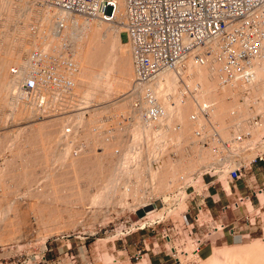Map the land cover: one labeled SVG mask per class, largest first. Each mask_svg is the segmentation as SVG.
I'll return each mask as SVG.
<instances>
[{
  "label": "rangeland",
  "instance_id": "obj_1",
  "mask_svg": "<svg viewBox=\"0 0 264 264\" xmlns=\"http://www.w3.org/2000/svg\"><path fill=\"white\" fill-rule=\"evenodd\" d=\"M32 2L33 3H31V5L28 3V6H27L28 8H25V9H27L25 11V13L26 14L28 13V15H25L26 18L24 17V20L27 19V22H28L26 24L24 23L25 26H27L25 28L26 29L25 30L26 36H29L31 34V32L34 30V27H32L33 22H34V20L32 19V18H34V16H33L34 15V9H35V7L37 8L40 6L39 0H34V1L32 0ZM28 9H30V12ZM84 18H86V17H84ZM30 20H32V21H30ZM63 20L64 19H59V22L60 21L62 22ZM47 22H50L52 24L57 23L58 19L57 18L52 19V22L46 21V23ZM62 24H65V21ZM52 26L54 28L53 30L55 31L56 25H52ZM62 32H63V29H62ZM44 34H43L44 37H41L39 40V43H38V44H40L41 43L40 41H42V43L40 45L41 47H39V45L37 46V45L33 44L37 48L39 47V48L43 49L44 47H46L44 49L51 51L54 47H56L58 45V43L61 45V42H63V40L65 41V39H63V36H62L63 33H61V31H60V36H62V37H56L55 36L56 38L54 37V39L51 36L52 34L45 33V32H44ZM47 34H48V36H47ZM78 35H79L78 31H76L74 36H73L74 38L69 39L65 42L68 45V47L70 48V51H71L70 55L72 58L73 65L75 67V70L71 71L69 73V75H71L73 80H71L70 85L66 88H55L53 86H51V88L49 87V89H51V91L52 90L57 91L58 97L55 98V97L51 96L50 100L48 99L49 102H48V100H45L46 103L45 102L44 103L43 102L38 103L39 105H38L37 111L35 110V112L31 115V117H29L27 119L21 118L20 120H17L16 122H14L12 120L13 118H12L11 113H13L18 108L20 111V108L23 105L22 102L16 103V100L17 101L22 100L21 98L18 97L19 95L21 96V94H18L16 88H13V90H12L11 86H9V87L7 85L4 86V87L7 86L8 88H11V89L7 90L8 88L7 87H6L7 89L5 88L6 93L8 94L7 95L6 93H4V94H6V98H3L5 100V102L2 100V104L5 106H3L2 104L0 105V172H1L0 173V194H1L0 198L2 199L0 201V203H1V205H0V210H1L0 211V264H62V261L59 259L61 256H68L70 258H75V257L83 258L86 263L89 260L90 264H123L122 256L118 255L119 251L118 250L116 251V249H114L113 243L120 241V239L122 237H124L128 234H138L141 232H146L144 229H138V230L131 231L128 234H123L125 232L124 230L126 229V227H128L130 225V222L134 221L135 219H137V220L140 219L135 214V210L140 206H146L147 204L153 203L155 201H159L160 203H162V205L160 204V206L163 207V202H164V206L166 208H165L163 214L160 215L158 218L157 217L155 219L154 218H152V219L148 218L146 220V222L149 220L148 221V223H149L150 220H153V219L157 220L163 216L162 218L164 220L161 221L157 225L158 228H160L164 222H168L171 220H177V219L179 220L181 218L186 217L187 215L184 213L185 208L190 206V204H193V202H194L193 201L194 198H190V196L188 195V194L192 195L191 186L189 185L186 188V190H185L186 192L179 191L178 194H174V192L169 193V191L172 190L171 185L173 183H176L175 181H177V179H176L177 175L182 173L184 170H185L184 171L185 174L187 173V174H189V176L192 175V179H194V177H197V180H200V176H199L198 172L201 171L202 168H199L198 166H204V165L207 166L208 164H210L211 160H213V162L215 161L214 158L216 156L214 155L215 157H213L210 155V154H212L211 153L212 151H209V149H202V148H200V146L198 147V145L196 144V141H195V136L193 134L190 136L185 135L186 131H184V130L190 128V126H188L187 122L184 120L185 115H186L185 111L187 112V110H185V109H188L187 107H190L186 104L185 105L182 104L183 105L182 108L185 110L184 111L183 109H181L184 112V113L182 112L183 114L180 111H179L180 114H177L176 112H174L176 109L173 111L172 114H168L165 111L166 114L169 115V117L167 118L166 117L167 115L165 114L162 121H159L160 125L156 124L157 127L148 125V126L144 127L145 129H143L144 130L143 132H145V133H142L140 130L138 135L133 136V131L131 132L130 130H127L125 125L123 124V123L126 124V121L128 123V122H131L132 120L127 117L128 120H124V122H123V119L120 120L119 118L114 117L118 114L117 113L118 110L113 109L115 105L110 106L113 103V101H112L113 98H111L112 96L108 98V95L113 94V96L115 98V96H117V95L116 94L114 95V93L112 92L113 90H115V88L113 87V90H111L110 93H108L109 91L104 92L105 90H107L104 88L108 87L109 83L112 84L114 77H115V79H117L116 77L118 75L117 74H116L117 76L114 75L113 72L118 71L117 69H118V66L120 64L115 65V66H117V68H115V66H114V63H116V62L119 63L118 59L116 61L114 60L115 62H113V66H111L112 64L111 63L108 64V62L110 60L106 56H104V55L102 56V54H100V53L98 54V56L97 55L94 56L95 54H94V51H92L93 49L92 50L90 49V51H92V52L88 51V53L89 54L91 53V55H93V60H92L93 62H89V63L87 62L85 64H80V62L77 63V61H80V58H81L80 54L78 53L79 49L77 50V48H78V44H80L79 42L81 41L80 38L83 39L82 38L83 35H82V37H81V34L79 36ZM45 36H47L46 38H48L49 41L47 39H46V41H44ZM120 36H121L122 41L125 40L124 33L121 31H120ZM26 38H24L23 41L25 43H27V46H26L27 48H24V50L21 48L20 50L15 51V54L13 56V57H15L14 58L15 60L18 59L17 62H19V63H17L16 61H15V63L12 62V64L9 67V68H12L13 66H15L16 67L15 71L17 70V67L22 69L21 65H24L23 67L26 66L25 63L23 64V62L26 60V56H27L28 51L30 49H32L33 45L31 44V40H32L31 37H26ZM41 39H43V40H41ZM52 39H53V41H52ZM23 41H22V43H24ZM44 42H46V43H44ZM49 42H50V45H49ZM45 44L47 46H45ZM48 45H49V47H48ZM51 45H53L54 47L52 48ZM33 48H35V47L33 46ZM18 52H20V53H18ZM76 57H78V58H76ZM106 58H107V60H106ZM94 59L96 60L95 62H94ZM105 60H106L107 65L104 64ZM100 62H102L103 64H101ZM103 65H106L107 67L103 66ZM101 68H103V69H101ZM104 68L106 70H104ZM113 69H115L117 71H114ZM103 70H104V72L109 71L108 72L109 74H106L107 72H105V75H108V76L110 75L109 76L110 78L108 76H107V78L103 77V76H105L104 72H102ZM15 71L9 72L10 76L8 79H12L11 80L12 82H13V78L15 76L14 75ZM86 71H88V75L86 74ZM73 72H75V73L76 72H81V73L83 72L82 74L81 73L80 74L83 76L87 75L88 77H82V76L77 77L78 74L76 73V75H75V73H73ZM100 72H102V73H100ZM98 74L99 75L102 74L103 79L100 77L101 79L98 80L96 78L97 77L96 75H98ZM73 75H74L75 79H74ZM90 76H91V78H89ZM86 78L89 79V82ZM95 80L98 82H95ZM11 81L10 82L7 81L6 83L11 84ZM114 81L116 82V80H114ZM114 81H113V84H115ZM73 82H75V83H73ZM92 82L95 85L98 84L99 90H98V88H96L98 90L96 92H99V93H98V95H97V93H95L96 95L91 93L92 95H90V96L87 94L86 98L89 99V97H90V99H92L94 97L93 100L97 99V101L99 100V102L95 103L94 101H87V103L86 102H80L81 104L77 103V104H74V106L73 105L72 106H66V104L68 103L67 100L70 97L69 92L72 90H79V89L84 90L85 87H88V88H86L85 91L90 93V90H91V92L94 93L95 89H94V86H92V85H94ZM117 83H118V81H117ZM117 83H116V86L113 84H112V86L117 87ZM102 84H104V85L106 84L107 86L106 85L104 86ZM228 87L229 86H227V88ZM236 87H238V88L235 90L238 92H235L234 89H229L230 87L228 89L225 88V86L223 87L224 90L225 89L228 90V91L226 90V92H228L227 95L230 93V96H231V97H228L229 99H226L227 102L229 101L228 104H230V105L227 104L228 108L226 107L227 112L230 109V111L227 113L229 115L225 114V116H227L226 117L227 119L225 118L227 125L230 124L232 126L231 127L229 125L230 127H228L229 135L232 132H234L233 131L235 129V126H233L234 124L240 125L242 123L243 126L246 127L245 123L247 120H245L244 118L245 117L247 118V116H248L247 114L250 113V105L253 103L252 102L250 104V102H251L250 100L254 98V97L250 98L249 96H251V95H247L243 99L242 103L241 102L239 103L236 100L233 101L235 99L234 96L238 95V93H240V90H241V86H236ZM216 88H218V87H216ZM260 88L263 89L264 87H260ZM14 89H16L15 93L13 92V91H15ZM118 89L120 90V88H118ZM118 89L116 88V91ZM121 89L122 90L123 89H126V90L129 89V93L131 94L130 90H132V86L131 87L128 86V88L122 87ZM177 89H178V87L175 90H171V91H173V94L171 91H167V95H169V96L172 95L171 99H173V97L177 96V95L173 96ZM219 89L221 91L222 87H219L217 89L216 93L220 95L221 92L224 90H222L220 92ZM253 89L254 88H252V90ZM5 90H3V91L5 92ZM87 90H89V91H87ZM201 90H202V88H201ZM229 90H231V92L234 91L232 93L234 95L233 97H232V94ZM9 91H10V94H9ZM51 91H50V93H51ZM56 91H52V92H56ZM100 91L101 92L103 91V93H101ZM254 91L257 92L258 95L256 94L255 97L259 101L256 102L257 104L254 102L255 104H253V105H257V106H254L256 110L258 108L260 109L263 107V109H260V110L258 109V110L261 111L262 115L264 116V111H263L264 105H263V101L260 100V99L264 100V95H263V98H261L262 95L259 93V90L255 89ZM100 93L103 95L106 94L107 97L105 98V96H103V95H101V97H100L99 96ZM107 93H108V95H107ZM132 94H133V91H132ZM219 95H218V97H220ZM133 96H134V94H133ZM259 96H261V97H259ZM246 98L250 102H248ZM249 98H250V100H249ZM52 99L54 100V102H52ZM105 100H107V101L104 103ZM100 101H101V103H100ZM230 101H232V103H234V104L230 103ZM244 101H245V104H244ZM12 102H13V104H12ZM235 102H236V105H235ZM10 103H11V105H10ZM129 103L130 102H128L126 104H129ZM225 103H226V101H225ZM246 103H248V104H246ZM104 104L107 105V107L109 104V107L107 108L106 106H104ZM260 104H261V106L262 105L263 106L260 107ZM78 105H80V106H78ZM65 106H66V108H65ZM103 106H104V108H102ZM229 106H231L232 108H229ZM237 106H241V107L237 108ZM15 107H16V109H15ZM235 107L237 108V110L234 109ZM245 107H246V109H245ZM256 107H258V108H256ZM8 108H10V109H8ZM239 108H241V109H239ZM104 109L110 110V111H108L106 113V111ZM238 110L241 112H239ZM242 110L245 111L246 114ZM102 111H103V113H102ZM236 111H238L239 113H237ZM79 112H81V113H79ZM115 113H117V114H115ZM240 113H242V114L240 115ZM243 113H244V115H243ZM90 114H92V115L90 116ZM126 114L127 113L125 112L124 115L126 116ZM176 114L180 115L181 117H178L176 119V117H177ZM231 114H233L234 116L236 115L235 117L237 118V121H236V118H234V116ZM171 115H173L172 117L174 119L170 117ZM19 116H21V113ZM63 116H64V118H62ZM228 116H229V118H228ZM239 116H241V118L244 117V118H242V121L244 120L245 122L244 121L242 122L241 118H239ZM110 117H112L113 119L111 118L112 119L111 120ZM61 118H62V120H61ZM106 118H108V121H106L107 120ZM120 118H122V116ZM238 118H239V120H238ZM88 120H90V126H92L90 128H87ZM129 120H131V121H129ZM109 121H114V123L110 122L112 124H110L109 126L108 125L104 126L105 123L102 124L103 122H109ZM120 121H122V122H120ZM170 121H171V123H170ZM92 123H93V125H92ZM175 123H179V126L173 127L171 125V124L174 125ZM182 123H184V124H182ZM128 124H126V125L128 126ZM167 124H169L168 127L170 126L169 127L170 129L167 127ZM35 126H39L38 128L42 131V132L40 131V134L37 130V127L35 128ZM240 126H242V125H240ZM149 127H151V128L149 129ZM158 127H159V129H158ZM165 127H167V128L165 129ZM237 127L238 126H236L235 131L237 130ZM232 128H234V129H232ZM238 128H241V127H238ZM123 129H125V130H123ZM88 130H89V132H87ZM93 130H95V132ZM164 130L166 133L162 132ZM172 130H174V131L172 132ZM92 131L94 132V134H96L95 135V136H97L96 138L100 139V140L98 139L97 144H98V148L103 149V151H104L103 155L105 156L106 153L108 152L107 155L111 158V159H109V157H108V159L110 161L109 160H107V161L109 163H111V162L115 163L117 161L118 157L121 156L122 152L124 151V149L126 147V151H128V152H126V151L123 152L124 154H122V155H124L123 156L124 158H122L120 160V162L123 164H126V159L128 160L127 166L124 165L126 168L128 167L127 169L124 167V169H126V172H124L125 170H123V171L118 170L119 173L116 172L117 168H114V170H113V165H112V167H111V165H108L109 168L110 167L112 168V170H111V168L109 169L107 166V168L109 170H106V171H109L110 173H112V171H115V172H113V173H115V174H113L115 176H113L109 172L105 171V169H107L105 165L103 167L104 172L102 173V170H100L102 174L100 173L99 170L97 171L96 165H91V166L89 165L87 167L88 173L81 172L79 169L72 168L71 166L66 164V162H63L65 160V158H63L64 159L63 160L62 156H60V153H59L60 150L56 151V153H55V149L57 150V148H59V146H60V148L61 147L63 148V146H61V144L63 142L60 141L61 140L60 136L66 135L68 137H66V136H63V137L65 139H67L66 143H68L69 145L72 146V154H74L73 156L77 155L76 157H79L78 156L79 153H80L79 155H81V156L86 154V153H84V151L92 146V145H89V144H91L90 143L91 138L89 136H91L93 134ZM202 131L205 132L206 128H204ZM64 132H65V134H63ZM86 132L88 135H85ZM180 132H181V134L183 133L182 134L183 136L180 134ZM42 133H44V134L41 135ZM68 133H69V135H68ZM141 133H142V136H140ZM159 133H161V134H159ZM172 133H173V135H172ZM61 134H63V135H61ZM83 134L85 135V137ZM177 134H178V136H177ZM39 135H41V136H45V135L51 136L52 135V137H53V135H55V137L50 142H48V141L47 142H48V144H50L52 146V144L56 141V139H57V141L60 139L59 140L60 142L56 141L57 144H59L58 147H56V145L52 146L53 147L52 149H51V147H49L51 149V153H50L49 152L50 149L48 148L49 151L47 149V147L49 145L44 144L45 146L48 145L45 148L46 149L45 150L44 149L45 146L43 145V143H47V142L45 140H44V142H43V140L40 141ZM166 135H167V137H166ZM37 136H39V137L37 138ZM105 136L106 137L108 136L109 139L106 138ZM56 137H58L59 139ZM114 137H116L115 138L116 140L114 139ZM177 137H180V138H177ZM101 139H102V141H101ZM103 139H105L106 142ZM179 139H182V140H179ZM183 140H184V142H183ZM52 141H54V142H52ZM134 141H135V144H133ZM41 143L43 146L41 145ZM138 143L140 145H138ZM105 144H106V146H105ZM122 144L124 147L122 146ZM172 145L174 146V148L178 152V153L175 152L174 156L171 153H169V150L167 151L168 153L165 150V149H168L169 146H172ZM129 146L132 147L134 150L132 148L130 149ZM40 148L44 149V150H41ZM179 148H181L182 150ZM195 148H196V150H195ZM17 150H20L21 154L23 152L24 156L31 154V153H36V155L38 157L37 158L35 157L36 159L34 158L33 160H28L30 157L27 156L28 159L26 157L24 159L23 154L22 155L20 153L17 154L19 152ZM30 150H32V151H30ZM36 150L38 151V153L35 152ZM79 150L81 152H79ZM115 150H118V151H115ZM41 151H42V154L45 151L46 155H48V157L51 158L52 160L49 159L47 156H46L47 159L42 158L43 155L41 154ZM52 151L54 154H52ZM100 151H101V149L99 150V152ZM132 151H134V152L132 153ZM39 152H40V154H39ZM113 153H114V155H113ZM126 153L127 154L129 153L128 155H129L130 159H129V157L126 158L128 156ZM179 153H180V155H179ZM56 154H59V155H56ZM55 155H56V158H55ZM199 155H202V157L200 158ZM21 156H22V158H21ZM40 157L42 159H40ZM211 157H213V158H211ZM22 160L24 162H22ZM47 160H48V162H47ZM90 160H92V159H90ZM31 161H33V162H31ZM23 163H24V166H23ZM91 163H94L93 160L88 162V164H91ZM20 164L22 166H20ZM29 165L30 166L32 165L33 167L30 168ZM46 165H48V166H46ZM25 166H26V168H24ZM167 166H169V167H167ZM20 168H22V171L24 170V172H26V170L29 168H30L31 172L35 171L34 173H29L30 175H28V173L26 172L27 178L29 180L33 178L32 181L34 180L33 182H31L32 184H29V182H28L29 186L31 185L30 187H32V189H33L32 190L29 187L32 190L31 192L33 193V195L27 187L22 186L23 183L21 184V182H23V181H21L23 177L20 178L21 177L20 175L23 176V174L25 175V173L20 171L21 170ZM89 168H91V169H89ZM95 168H96V170H95ZM71 169H73V170H71ZM151 169L153 170V172ZM132 170H134V171H132ZM169 170H170V172H168ZM175 170H176V172H174ZM30 171H28V172H30ZM158 171H160V172H158ZM135 172H136V174H134ZM162 172H164V176H165V177L163 176L164 178L161 176ZM21 173H23V174H21ZM105 173H107V174H105ZM108 173L110 174V176L108 175ZM116 173H118V174H116ZM155 173H159V174H155ZM193 173H196V174H193ZM137 174L139 177L137 176ZM217 174L215 175V177L217 176L218 181H221L222 184L227 186V183H225L222 176H220L221 174H219V173H217ZM31 175H33V176H31ZM99 175H101V176H99ZM106 175H108V176H106ZM135 175L138 177V179ZM154 176H156V179L154 178ZM218 176H220V177H218ZM109 177H110V180H109ZM116 177H118V178L116 179ZM160 178H162V181H164V183H166V185H167V186L162 187V188H160V186H159V188L161 189L162 192L161 191L158 192V190H160V189L155 188L160 184V182H161ZM19 179L21 182H18ZM152 179H154L153 180L154 182L152 181ZM172 179H173V181H171ZM137 180H139V181L137 182ZM197 180L195 182L191 183L192 187H194V188L196 187L195 183L197 182ZM18 183L21 185H18ZM131 183H133V184H131ZM3 184L7 185V186H5V187H7V189H6L7 193L5 194V196H3L4 194L1 191V185H3ZM127 184H129L130 188L136 189V191H137L136 195L137 196L135 194H130L129 192H126V191L124 192L125 194L122 193V190L124 188H126ZM130 184H131V186H130ZM226 186H225V188H226ZM22 189H23V191H22ZM25 189L30 193H27ZM154 192H155V194H154ZM126 193H127V195H126ZM227 193L230 194L229 190H227ZM167 194H170V195H167ZM27 196H28V198H27ZM30 196L33 198V201H35V203H33V205L37 204V205H35L37 207H35V209L33 211L29 208L30 202L32 201V198ZM230 197H231V195H230ZM258 197H259V200L261 201L260 202L261 208H260L259 212L254 217V224L251 225V231H250L249 236H241L240 233L243 232L242 228L239 229L238 233H235V234H237L236 236L235 235H229L225 229L223 230V232H220L219 230L216 232H212L210 230L211 231L210 234L209 233L205 234V230L210 229L209 224L206 221L207 215H205L202 211L198 212V215H199L198 221L203 222L202 225H199V228L197 230V234L199 236H202V239H203L201 244H200V246H201V250H200L201 253L199 252V254H200L199 260L200 261L203 262V260L204 261L206 259L208 260V258L210 259V257L212 256V257H214L216 264H224L226 262L227 263L228 262L233 263L234 261H235L234 263L243 262L244 260L246 261V257L249 255V254H247V253H249V251H247V249H250V246H251V248H256L259 245H261V244H259V242L260 243L264 242V193L262 195L259 194ZM11 201L14 203V205H12L13 203L12 204L10 203ZM251 202L253 203V207L256 206V204H257L256 199L251 198ZM2 203H3V206H2ZM43 203H44V206L46 204H48V205L51 204V206H53V207H51L49 205L48 208H47V206L44 207V210L47 211V213H48L47 215H45V211L43 209L41 212L38 210L40 208V206H41V208L43 207L42 206ZM15 204L18 205L19 211L21 210L20 212H17V213L27 214V218L29 217L28 221L30 223V226L28 228L22 229L21 232L17 231L12 236L4 237V234L6 232H3V231L8 232L9 230H11V228L9 227L10 222L8 223V221H10L12 219V216H13L12 220H17V218L16 217L14 218V215H12L13 214L12 213L13 208L11 209V207L15 206ZM54 207L57 209L55 210ZM141 208H143V207H141ZM240 208H242L241 210H243V206H240ZM51 209L53 212L56 211L55 215L53 214ZM152 209H153V207L150 210H152ZM24 211H26V213ZM37 211L39 213H37ZM9 212H11L12 214ZM49 212L51 213L52 216L49 214ZM41 214H43V215H41ZM39 215H41V217L42 216L44 217V215H45V218H46V216H48L47 217L48 220L45 218H44L45 220H42L43 217L41 218V217H39ZM234 217L235 216L232 215V213L230 211H227V216L222 215L221 218L225 221H229ZM39 218H40V222H39ZM174 218H176V219H174ZM213 218H215V216H213ZM218 218L219 217H217L215 219H218ZM36 219H38V221ZM143 223H145V222H143ZM212 223H217V220L215 222H212ZM54 225H55V227H54ZM8 228H10V229H8ZM15 228H17V227H15ZM2 233H4V234H2ZM145 235L147 236L146 237L147 243H148L147 246L155 248V240H154V238H152L151 233H146ZM1 236H2V238H1ZM156 240L158 241L159 247L164 249L167 246L166 240L163 237L158 236V237H156ZM253 244H255L256 247L253 246ZM257 244H259V245L257 246ZM178 248H179V246L175 245V251H173L174 256L177 258V261H176L177 264H181V258H179V257L186 256V258L182 257V259H188V258L191 259V257H187V255L194 248H192V247L190 248L188 246H185L183 249H181L182 247L180 249H178ZM166 250L169 251L170 249H166ZM170 252H171V250H170ZM233 253L234 254L236 253L235 254L236 256ZM241 257H242V259H241ZM247 258H249V257H247ZM213 260L207 261L208 262L207 264H209V263L211 264V261H213ZM190 261L191 262H189V263L194 264V262H193L194 260H190ZM145 262H146V258L144 257V259L142 260L141 263L145 264Z\"/></svg>",
  "mask_w": 264,
  "mask_h": 264
},
{
  "label": "built area",
  "instance_id": "obj_2",
  "mask_svg": "<svg viewBox=\"0 0 264 264\" xmlns=\"http://www.w3.org/2000/svg\"><path fill=\"white\" fill-rule=\"evenodd\" d=\"M44 1L70 15L95 14L105 4L116 2V0ZM122 1L124 18L121 32L130 45L133 89L136 86L139 88L140 84L151 82L164 71H171L178 87L175 92L179 103L190 106L184 119L190 128L184 130L185 135L193 134L200 148L209 149L217 154L214 162L211 160L207 166H198L202 168L198 172L200 180H197V177L192 179V175L189 176L183 171L177 175L176 183L171 185L172 190L169 193L174 194H178L179 191L186 192V188L191 186L192 195H188L194 198V202L185 208L186 217L164 222L160 228L157 225L164 220L163 216L149 223H139L135 219L130 222L123 234L144 229L145 234L151 233L154 240L158 236L163 237L167 246L161 250L176 261L177 258L173 254L175 245L179 246L178 249L192 247L194 248L192 251L200 256L199 246L203 240L202 236L197 234L199 225L203 223L198 221L200 211L207 215L206 221L210 228L205 230V234L218 230L223 232L225 229L229 235L236 236L235 233L242 228L241 236H249L254 217L261 208V201L256 192L234 194L221 206V210L243 206V210L229 221L223 220L220 212L218 215L211 213L206 205V199L217 200V197L209 192L216 184L228 194L224 184L218 181L217 176L215 177L217 173L221 174L230 191L229 183L234 186L233 181L242 177L254 162L264 161L262 127L264 124L260 121V114L254 112L247 117L246 127L238 128L230 135L222 137L212 122V110L213 106L217 105V100L207 99L199 82L186 77V62L191 60L197 64H205L209 60L219 59L220 83L223 86H233L235 83L242 86L235 100L240 103L249 94L254 97L251 103L256 100L255 87L264 86V78L257 80V73L264 63V0ZM65 42H61V45L58 43L51 51L41 48H32L28 51L26 67L17 86L18 93L28 96L39 90L40 86L55 88L69 86L72 80L69 72L74 71L75 67L70 48ZM15 69L14 66L10 71L14 72ZM138 90L140 94L131 98V106L135 113L145 119L163 118L166 113L161 105L162 101H159L149 88L143 93ZM228 97L225 96L226 99ZM173 103V99H170L169 104ZM127 117L129 115H122L123 121L127 120ZM178 126L179 123L174 124V127ZM204 128L205 132L202 131ZM165 150L175 155L176 149L173 145ZM196 180L194 188L191 183ZM260 189L261 186L257 191ZM251 195L256 198L257 204L254 207ZM213 216L219 218L215 219ZM216 220L217 223H212ZM145 234L139 239L143 246L147 240ZM166 249H170L171 252ZM140 256L141 248H137L132 257L136 259Z\"/></svg>",
  "mask_w": 264,
  "mask_h": 264
},
{
  "label": "bare ground",
  "instance_id": "obj_3",
  "mask_svg": "<svg viewBox=\"0 0 264 264\" xmlns=\"http://www.w3.org/2000/svg\"><path fill=\"white\" fill-rule=\"evenodd\" d=\"M34 1V0H33ZM39 2H40V6L39 7H35V9H34V18H32L33 20H34V22H33V25H32V27H34V30L31 32V34L29 35V36H26V32H25V28L27 27V26H25V24L26 23H28L27 22V19H25L24 20V17H25V15H28V13L26 14L25 13V11L27 10V9H25V8H28L27 6H28V3L31 5V3H33L32 2V0H0V105L2 104V100L5 102V100L3 99V98H6V90H5V88L8 86H11V88H12V90H13V88H16L17 89V86H18V82L20 81V78L23 76V73H24V69H25V67H23L24 65H21L22 67V69H20V68H18L17 67V70L15 71V73H14V78H13V82L11 81L12 79H8L9 78V72H10V65L12 64V62H14L15 63V61L17 62V60H15L14 58L15 57H13L14 56V54H15V51H18V50H20L21 48L24 50V48H27L26 46H27V43H25L23 40H24V38H26V37H31V44L33 45V44H35V45H39V47H41L40 45H41V43H42V41H40L41 43L40 44H38L39 43V40H40V38L41 37H44V32L45 33H50V34H52L51 36H52V38L54 39V37L56 36V37H62L63 36V39H65V41H67V40H69V39H72V38H74L73 36H74V34H75V32L76 31H78V34L80 35L81 34V37H82V35H83V39H81L80 38V44H78V48H77V50L79 49V54H80V56H81V58H80V61H77V63L78 62H80V64H85V63H89V62H93L92 60H93V55H91V53L89 54L88 53V51L89 52H92V51H94V56H98V54L100 53V54H102V56L104 55V56H106L110 61L108 62V64H112L111 66H113V62H115L117 59H118V62L119 63H114V66L115 65H118V64H120L119 66H118V71L117 70H115V69H113L114 71H117V72H113L114 73V75H116L117 77V79H115V77H114V80H116V82L114 81V83L115 84H113V81H112V84L113 85H115L116 86V83H117V81H118V83H117V87H115V86H112V84H110L109 83V85H108V87H103L104 89H107V90H105L104 92H108V93H110V91L111 90H113V87L115 88V90H113L112 92L114 93V95L116 94L117 96H115V98H114V96H113V94H109L108 95V93H107V95H108V98L109 97H111V98H113L112 99V101H113V103L110 105V106H112V105H115L114 106V110H118V114L117 113H115V114H117L116 116H114V117H116V118H119L120 120L122 119V118H120L122 115H124V113L126 112L128 115H129V119H131V120H129V121H131V122H128L127 123V121H126V124H128V126L125 124V123H123L124 125H125V127H126V129L127 130H130L131 132L133 131V136H135V135H138L139 134V132H140V130H141V132L142 133H145V132H143L144 130L143 129H145L144 127H146V126H148V125H150V126H156V124H158V125H160V122L159 121H162V119L164 118H160V119H158V120H155V119H145V118H142L141 116H138V113H135V110H133L134 108L131 106V98L133 97V94L134 95H139L140 93H139V90L138 89H140V92L141 93H143L144 91H145V89H151L152 90V92L156 95V97L158 98V100L160 101H162V107H163V109H164V111H166L168 114H172L173 113V111L174 112H176L177 114H180V112L182 113L183 111L181 110V109H183L182 107H183V105H185V104H183L182 105V103H179V101H178V95L176 94V92L174 93V95L173 96H175V95H177V96H175V97H173V101H174V103H173V105H170L169 104V102H170V99L172 98V95L171 96H169V95H167V91H171V90H175L176 88H177V84H176V82H175V78H174V75H173V73L171 72V71H164V72H162L161 74H159L157 77H155L151 82H147V83H143V84H140V86H139V88L136 86H134L135 87V89H133V87H132V90H130V92H131V94L129 93V89L128 90H126V89H121L122 87H126V88H128V86H133V65H132V61H131V52H130V45H129V42L128 41H126V40H123L122 41V39H121V36H120V31L122 30V28H123V25H122V21H123V18H124V4H123V1L122 0H116V2H114V3H108V4H105L104 6H103V8H101V10L98 12V13H95V14H90V15H70V14H67V13H64V12H62L61 10H59L57 7H54L53 5H51V4H49V3H47L46 1H44V0H39ZM33 6V5H32ZM33 9V8H32ZM31 9V10H32ZM29 10V12H30V9H28ZM32 12V11H31ZM33 14V13H32ZM29 17V16H28ZM84 17H86V18H84ZM26 18V17H25ZM58 19V22L57 23H50V22H47L46 23V21H51L52 22V19ZM29 19V18H28ZM31 19V18H30ZM59 19H64L62 22L60 21L59 22ZM29 21V20H28ZM30 21H32V20H30ZM65 21V24H62L63 22ZM25 23V24H24ZM51 24V25H50ZM62 24V25H61ZM52 25H56L55 27V31L53 30L54 28H53V26ZM31 28V27H30ZM62 29H63V32H62ZM44 31V32H43ZM60 31H61V33H63V35L62 36H60ZM44 34V35H43ZM49 34V35H50ZM54 35V36H53ZM78 35V36H79ZM47 36H48V34H47ZM47 36H45V38H44V41H46V39L49 41V39L48 38H46ZM55 37V38H56ZM27 39V38H26ZM53 39H52V41H53ZM60 39V38H59ZM41 40H43V39H41ZM51 40V39H50ZM58 40V39H57ZM56 40V41H57ZM22 41L24 42V43H22ZM30 41V40H29ZM64 41V40H63ZM125 41V42H124ZM44 43H46V42H44ZM48 44V43H47ZM35 45H33L35 48H37ZM49 45H50V42H49ZM49 45H48V47H49ZM55 45V44H54ZM60 45V44H59ZM30 46V45H29ZM33 46H32V48H33ZM45 46H47L46 44H45ZM31 47V46H30ZM38 47V48H39ZM47 47V48H48ZM51 47L53 48L54 46L53 45H51ZM44 48H46V47H44ZM43 48V49H44ZM54 49V48H53ZM90 49L92 50V51H90ZM48 51V50H47ZM77 52V51H76ZM18 53H20V52H18ZM97 53V54H96ZM93 54V53H92ZM21 55V54H20ZM79 56V57H80ZM100 56V55H99ZM17 57V56H16ZM75 57V56H74ZM76 58H78V57H76ZM95 58V57H94ZM99 58V57H98ZM103 58V57H102ZM107 58H106V60H107ZM116 58V59H115ZM104 59V58H103ZM14 60V61H13ZM106 60L104 61V64H106ZM115 60V61H114ZM96 60L94 59V62H95ZM98 61V60H97ZM76 62V61H75ZM220 60L219 59H217V58H215V59H212V60H209L207 63H205V64H197V63H195V62H193V61H191V60H188L186 63V74H187V78H189V79H193V80H197L198 82H199V84H200V86H201V88H202V91H203V93H204V96L207 98V99H216L217 100V105H214L213 106V110H212V122L214 123V125H215V128L217 129V131H218V133L219 134H221V136L222 137H226V136H228L229 135V133H228V127H230L231 125L230 124H228L227 125V123H226V117L227 116H225V114H227L229 111H230V109H229V111L227 112V104H228V102H227V100H226V98H225V96H228L229 95V97H231L230 96V93L227 95V93L228 92H226V90L229 88V89H234V91L235 92H238V91H236L235 89H237L238 87H236V86H240L239 85V83H235V85H233V86H229L228 88H227V86H225V88H227V89H223V85L220 83V68H219V66H220ZM17 63H19V62H17ZM24 63H26V60L23 62V64ZM97 63V62H96ZM101 64H103L102 62H100ZM90 65V64H89ZM88 65V66H89ZM107 65V64H106ZM106 65H103V66H106ZM82 66V65H81ZM97 66V65H96ZM101 66V65H100ZM14 67V66H13ZM95 67V66H94ZM107 67V66H106ZM87 68V67H86ZM109 68V67H108ZM115 68H117V66H115ZM82 69V68H81ZM84 69V68H83ZM88 69V68H87ZM101 69H103V68H101ZM110 69V68H109ZM80 70V69H79ZM95 70V69H94ZM104 70H106L105 68H104ZM104 70L102 71V72H104ZM21 71V72H20ZM97 71V70H96ZM84 72V71H83ZM82 72V73H83ZM102 72H100V73H102ZM105 72H107L106 74H109L108 72L109 71H105ZM105 72H104V75H105ZM70 73V72H69ZM73 73H75V72H73ZM78 75H77V77L78 76H82V77H88L87 75H88V71H86V76L84 75H81L82 73L81 72H76ZM76 73H75V75H76ZM81 73V74H80ZM85 73V72H84ZM93 74V73H92ZM91 75V74H90ZM97 77V79L98 80H100L101 78H102V74H98V75H96ZM107 76L108 75H105V76H103V77H105V78H107ZM110 76V75H109ZM108 76V77H109ZM73 77H74V75H73ZM101 77V78H100ZM89 78H91V76L89 77ZM93 78V77H92ZM110 78V77H109ZM262 78H264V63L262 64V67L260 68V70L258 71V73H257V80H260V79H262ZM74 79H75V77H74ZM78 79V78H77ZM81 79V78H80ZM79 79V80H80ZM84 79V78H83ZM87 79V78H86ZM103 79V78H102ZM72 80H73V78H72ZM88 80V82H89V79H87ZM93 80V79H92ZM10 82L11 81V84L9 83H6V82ZM76 81V80H75ZM79 82V81H78ZM95 82H98V81H96L95 80ZM73 83H75V82H73ZM93 83V82H92ZM107 83V82H106ZM78 84V83H77ZM76 84V85H77ZM90 84V83H89ZM94 84V83H93ZM5 85H7L6 87H4ZM70 85V84H69ZM72 85V84H71ZM75 85V84H74ZM82 85V84H81ZM80 85V86H81ZM84 85V84H83ZM102 85H104V84H102ZM106 85V84H105ZM104 85V86H105ZM85 86V85H84ZM92 86H94V89H95V92L93 93V92H91V90H90V93L89 92H86L85 90H86V88H88V87H83L84 88V90L82 89H79V90H72V91H70L69 92V94H70V97H69V99L67 100V104H66V106H74V104H77V103H80V102H86L87 103V101H94L95 103H97V102H99V100L97 101V99L96 100H93V98L92 99H90V97H89V99L88 98H86V96H87V94L90 96V95H92V94H94V95H96L95 93H97V95H98V93L99 92H96V91H98L99 90V87H98V84H94V85H92ZM100 86V85H99ZM107 86V85H106ZM7 87V88H8ZM49 87L51 88V86H40L39 87V90H36V91H34V92H32L30 95H28V96H23L22 94H21V96L19 95L18 97L19 98H21L22 100H19V101H17L16 100V103L18 102V103H23V105L21 106V108H20V111H19V108L17 109V110H15L13 113H11V115H12V120L14 121V122H16L17 120H20L21 118H24V119H27V118H29V117H31V115L35 112V110L37 111V108H38V103H44L45 102V100H50V98H51V96L52 97H58V94H57V91L56 90H52V91H56V92H52L51 91V89H49ZM72 87V86H71ZM76 87V86H75ZM216 87H222V89H221V91L222 90H224V91H220V89H219V91L221 92V94L219 95V94H217L216 92H217V89L218 88H216ZM260 87H264V86H257V88L255 87V89L256 90H259V93L262 95V97L261 96H259V97H261V98H263V95H264V88L262 89V88H260ZM4 88V89H3ZM6 88V89H7ZM11 88H8L7 90H10ZM79 88V87H78ZM81 88V87H80ZM93 88V87H92ZM96 88H98V90L96 89ZM116 88L118 89V88H120V90L118 89L117 91H116ZM241 88H242V86H241ZM16 89H14L15 91H13L14 93L16 92ZM74 89V88H73ZM3 90H5V92L3 91ZM18 90V89H17ZM178 90V89H177ZM50 91H51V93H50ZM87 91H89V90H87ZM132 91H133V94H132ZM228 91V90H227ZM230 92H231V90H229ZM233 91V92H234ZM12 92V93H13ZM101 92V91H100ZM111 92V93H112ZM172 92V94H173V91H171ZM219 92V93H220ZM226 92V93H225ZM233 92H231V94L233 93ZM256 92V91H255ZM4 93H6V94H4ZM59 93V92H58ZM92 93V94H91ZM101 93H103V91L101 92ZM100 93V97H101V95H103V94H101ZM169 93V92H168ZM257 93V92H256ZM9 94H10V91H9ZM18 94H20V93H18ZM105 94V93H104ZM8 95V94H7ZM218 95L220 96V97H218ZM238 95H239V93H238ZM250 95V94H249ZM258 95V94H257ZM11 96V95H10ZM103 96H105V98L107 97L106 96V94L105 95H103ZM102 96V97H103ZM234 95L232 94V97H233ZM237 96V95H236ZM49 97V98H48ZM97 97V96H96ZM95 97V98H96ZM235 97V96H234ZM250 98H252V96H249ZM14 98V97H13ZM18 98V99H19ZM104 98V97H103ZM250 98H249V100H250ZM54 99V98H53ZM52 99V102H54V100ZM229 99V98H228ZM233 99V98H232ZM247 99V98H246ZM11 100V99H10ZM49 100H48V102H49ZM231 100V99H230ZM261 101H263V105H264V100H262V99H260ZM107 100H105L104 101V103L106 102ZM225 101H226V103H225ZM233 101H235V99L233 100ZM247 101H248V99H247ZM251 101V100H250ZM250 101H248V102H250ZM259 100L258 99H256V100H254L253 101V103L251 104V102H250V113L249 114H247L248 116H250L251 114H253L254 112L256 113H259L260 114V121L264 124V116L262 115V112L261 111H259L260 109H263V105L261 106V104H260V107H262V108H258V107H256V108H258L257 110L255 109V107L254 106H257V105H253V104H255L256 102H258ZM10 102V101H9ZM47 102V103H48ZM111 102V101H110ZM128 102H130L129 104H126V103H128ZM255 102V103H254ZM15 103V104H16ZM46 103V102H45ZM92 103V102H91ZM100 103H101V101H100ZM230 103H232V101H230ZM241 103H242V101H241ZM12 104H13V102H12ZM81 104V103H80ZM83 104V103H82ZM107 104V103H106ZM232 104H234V103H232ZM244 104H245V101H244ZM243 104V105H244ZM246 104H248V103H246ZM257 104V103H256ZM3 105V104H2ZM7 105V104H6ZM10 105H11V103H10ZM17 105V104H16ZM86 105V104H85ZM187 105V104H186ZM228 105H230V104H228ZM235 105H236V102H235ZM238 105V104H237ZM3 106H5V105H3ZM66 106H65V108H66ZM78 106H80V105H78ZM104 106H106L107 107V105H105L104 104ZM104 106L102 107V108H104ZM189 106V105H188ZM232 106V105H231ZM231 106H229V108H232ZM248 106V105H247ZM108 107H109V104H108ZM107 107V108H108ZM129 107V108H128ZM185 107V106H184ZM227 107V108H226ZM238 107H241V106H237V108ZM11 108V107H10ZM10 108H8V109H10ZM13 108V107H12ZM101 108V107H100ZM111 108V107H110ZM109 108V109H110ZM186 108V107H185ZM188 109H189V107H187ZM237 108L235 107L234 109L235 110H237ZM244 108V107H243ZM248 108V107H247ZM14 109V108H13ZM15 109H16V107H15ZM62 109V108H61ZM112 109V108H111ZM188 109H185V110H188ZM239 109H241V108H239ZM245 109H246V107H245ZM93 110V109H92ZM105 110V109H104ZM138 110V109H137ZM136 110V111H137ZM184 110V109H183ZM184 110V111H185ZM234 110V111H235ZM244 110V109H243ZM242 110V111H243ZM248 110V109H247ZM246 110V111H247ZM106 111V113L108 112V111H110V110H105ZM180 111V112H179ZM239 111V110H238ZM236 111L237 113H239V112H241V111ZM264 111V110H263ZM21 113V116H19L20 115V113ZM87 112V111H86ZM116 112V111H115ZM165 112V113H166ZM233 112V111H232ZM245 114H246V112L245 111H243ZM79 113H81V112H79ZM78 113V114H79ZM102 113H103V111H102ZM184 113V112H183ZM182 113V114H183ZM185 113H186V111H185ZM236 113V114H237ZM244 113H243V115H244ZM248 113V112H247ZM77 114V115H78ZM114 114V115H115ZM126 114V116H128ZM176 114V119L178 118V117H181L180 115H177ZM181 114V115H182ZM235 114V113H234ZM242 113H240V115H241ZM80 115V114H79ZM92 114H90V116H91ZM167 115V114H166ZM227 115H229V114H227ZM231 115H233V114H231ZM242 115V116H243ZM5 116V115H4ZM81 116V115H80ZM113 116V115H112ZM173 115H171L170 117L171 118H173L172 117ZM175 116V115H174ZM234 116V115H233ZM236 116V115H235ZM234 116V118H236ZM238 116V115H237ZM246 116V115H245ZM247 116V117H248ZM79 117V116H78ZM167 118L169 117V115H167L166 116ZM62 118H64V116L62 117ZM62 118H61V120H62ZM112 117H110V119H111ZM226 118V119H225ZM228 118H229V116H228ZM233 118V119H234ZM239 118H241V116H239ZM239 118H238V120H239ZM242 118H244V117H242ZM242 118H241V121H242ZM103 119V118H102ZM107 120L106 121H108V118H106ZM113 119V118H112ZM111 119V120H112ZM174 119V118H173ZM172 119V120H173ZM184 119V118H183ZM231 119V118H230ZM245 120H247V118L245 117L244 118ZM118 120V119H117ZM128 120V119H127ZM155 120V121H154ZM169 120V119H168ZM235 120V119H234ZM85 121V120H84ZM105 121V120H104ZM232 121V120H231ZM236 121H237V118H236ZM240 121V122H241ZM244 121V120H243ZM242 121V122H243ZM110 122H113L114 123V121H109V122H103L102 124H104V126H106V125H110V124H112V123H110ZM124 122V121H123ZM169 122V121H168ZM180 122V121H179ZM245 122V121H244ZM246 122H248V121H246ZM82 123V122H81ZM166 123V122H165ZM164 123V124H165ZM170 123H171V121H170ZM169 123V124H170ZM234 123V122H233ZM237 123V122H236ZM37 124V123H36ZM169 124H167V127H168V125ZM182 124H184V123H182ZM246 124V126H247V123H245ZM92 125H93V123H92ZM163 125V124H162ZM173 127H174V125L173 124H171ZM230 125V126H229ZM233 125V124H232ZM240 125H242V126H240ZM234 124L233 126H235V129H236V126H238V127H243V124L241 123V124ZM34 126V125H33ZM41 126V125H40ZM171 126V127H172ZM181 126V125H180ZM185 126V125H184ZM37 127V130H38V132H39V134H40V129L38 128L39 126H35V128ZM90 127H92V126H90V120H88V122H87V128H90ZM157 127V126H156ZM167 127H165V129L167 128ZM170 127V126H169ZM168 127V128H169ZM232 127V126H231ZM238 127H237V129H238ZM245 127V126H244ZM262 127H264V125L262 126ZM94 128V127H93ZM123 128V127H122ZM151 127H149V129H150ZM148 129V128H147ZM157 129V128H156ZM158 129H159V127H158ZM170 129V128H169ZM173 129V128H172ZM180 129V128H179ZM230 129V128H229ZM232 129H234V128H232ZM235 129L233 130V131H235ZM7 130V129H6ZM64 130V129H63ZM62 130V131H63ZM90 130V129H89ZM89 130L87 131V132H89ZM92 130V129H91ZM118 130V129H117ZM123 130H125V129H123ZM154 130V129H153ZM94 132H95V130H93ZM92 131V132H93ZM150 131V130H149ZM159 131V130H158ZM174 130H172V132H173ZM18 132V131H17ZM35 132V131H34ZM42 132V131H41ZM71 132V131H70ZM87 132H86V134L85 135H88L87 134ZM94 132H93V134L91 135V136H89L90 138H91V144H89V145H92L91 147H89L87 150H85L84 151V153H86V154H84V155H79L80 153L79 152H81L80 150H79V154H78V156L79 157H76V156H73L74 154H72V146L71 145H69L68 143H66V140L67 139H65L63 136H66V135H63V134H65V132L63 133V134H61V135H63V136H60V138H61V140L58 138V137H56V138H58L61 142H63L62 144H61V146H63V148L61 147L60 148V146H59V148H57V150L55 149V153H56V151H58V150H60V156H62V159L63 158H65V160L63 161V162H66V164H68L69 166H71L72 168H77V169H79L81 172H85V173H88V166L90 165H96V168H97V171L99 170H102V173L104 172L103 171V167H104V165L106 166V168H107V166L108 165H111V167H112V165H113V170H114V168H117V171L116 172H118V170L119 171H123V170H125L124 172H126V169L128 168H126L124 165H126L127 166V159H126V164H123V163H121L120 162V160L122 159V158H124L123 156L124 155H122V154H124L123 152H125L126 151V147H125V149H124V151L122 152V154H121V156H119L118 157V159H117V161L115 162V163H109L107 160H109V159H111L107 154H108V152L106 153V155L104 156L103 154V149L102 148H98V144H97V141H98V139L99 138H96L97 136H95L96 134H94ZM98 132V131H97ZM154 132V131H153ZM163 133H166L165 132V130L164 131H162ZM161 132V133H162ZM168 132V131H167ZM83 133V132H82ZM142 133H141V135L140 136H142ZM147 133V132H146ZM161 133H159V134H161ZM177 133V132H176ZM175 133V134H176ZM179 133V132H178ZM44 133H42L41 135H43ZM50 134V133H49ZM83 134V135H84ZM115 134V133H114ZM170 134V133H169ZM168 134V135H169ZM180 134H181V132H180ZM179 134V135H180ZM183 134V133H182ZM181 134V135H182ZM41 135H39V136H37V138L39 137L40 138V141H42L43 140V142H44V140L47 142H50L54 137H55V135H53V137H52V135L51 136H41ZM68 135H69V133H68ZM85 135H84V137H85ZM90 135V134H89ZM145 135V134H144ZM163 135V134H162ZM172 135H173V133H172ZM175 136V135H174ZM177 136H178V134H177ZM183 136V135H182ZM14 137V136H13ZM23 137V136H22ZM66 137H68V136H66ZM87 137V136H86ZM106 137V136H105ZM112 137V136H111ZM137 137V136H136ZM166 137H167V135H166ZM173 137V136H172ZM171 137V138H172ZM73 138V137H72ZM89 138V139H90ZM103 138V137H102ZM106 138H108V136L106 137ZM113 138V137H112ZM116 137H114V139H115ZM140 138V137H139ZM157 138V137H156ZM177 138H180V137H177ZM183 138V137H182ZM109 139V138H108ZM134 139V138H133ZM192 139V138H191ZM57 141V139H56V141L57 142H60V141ZM87 140V139H86ZM100 140V139H99ZM103 140H105V139H103ZM116 140V139H115ZM138 140V139H137ZM171 140V139H170ZM179 140H182V139H179ZM22 141V140H21ZM54 142V141H52V142H54L53 144H52V146H55L56 145V147H58V145L59 144H57V142ZM101 141H102V139H101ZM177 141V140H176ZM48 142L47 143H43V145L44 144H48ZM105 142H106V140H105ZM132 142V141H131ZM137 142V141H136ZM183 142H184V140H183ZM89 143V142H88ZM26 144V143H25ZM133 144H135V141H134V143ZM155 144V143H154ZM170 144V143H169ZM183 144V143H182ZM28 145V144H27ZM41 145H42V143H41ZM42 145V146H43ZM49 145V146H48ZM47 146H45L44 147V149L47 147V149L49 148V147H51V149L53 148L50 144H48ZM132 145V144H131ZM178 145V144H177ZM105 146H106V144H105ZM104 146V147H105ZM119 146V145H118ZM122 146H123V144H122ZM134 146V145H133ZM176 146V145H175ZM25 147V146H24ZM124 147V146H123ZM130 147V146H129ZM135 147V146H134ZM193 147V146H192ZM199 147V146H198ZM35 148V147H34ZM98 148V149H97ZM132 147H130V149H131ZM138 148V147H137ZM136 148V149H137ZM26 149V148H25ZM41 149V148H40ZM44 149H41V150H44ZM50 149V148H49ZM49 149H48V151H49ZM51 149H50V153H51ZM101 149V151L99 152V150ZM123 149V148H122ZM129 149V148H128ZM133 149V148H132ZM142 149V148H141ZM161 149V148H160ZM179 149H181V148H179ZM46 150V149H45ZM105 150V149H104ZM134 150V149H133ZM182 150V149H181ZM192 150V149H191ZM195 150H196V148H195ZM17 151H19L17 154H19L20 153V150H17ZM27 151V150H26ZM30 151H32V150H30ZM113 151V150H112ZM158 151V150H157ZM34 152V151H33ZM35 152H37L38 153V151L36 150ZM126 152H128V151H126ZM134 151H132V153H133ZM154 152V151H153ZM177 152V151H176ZM209 152V151H208ZM48 153V152H47ZM110 153V152H109ZM136 153V152H135ZM185 153V152H184ZM212 154H210L211 156H213V157H217V154L214 152H211ZM21 154V153H20ZM22 154H23V152H22ZM21 154V155H22ZM34 154V155H33ZM39 154H40V152H39ZM41 154H42V151H41ZM52 154H54L53 153V151H52ZM83 154V153H82ZM116 154V153H115ZM127 154V153H126ZM129 154V153H128ZM127 154V155H128ZM43 157L42 158H46L47 159V157H48V155H46V153H45V151L43 152ZM56 155H59V154H56ZM56 155H55V158H56ZM112 155V154H111ZM113 155H114V153H113ZM179 155H180V153H179ZM215 155V156H214ZM18 156V155H17ZM23 156H24V154H23ZM30 157L29 159H28V157ZM47 156V157H46ZM50 156V155H49ZM135 156V155H134ZM192 156V155H191ZM200 156V158L202 157V155H199ZM25 157L28 159V160H33L35 157L37 158L38 156L36 155V153H31V154H28V155H26V156H24V159H25ZM59 157V156H58ZM57 157V158H58ZM108 157H109V159H108ZM129 157V155L126 157V158H128ZM213 157H211V158H213ZM216 157L214 158V159H216ZM21 158H22V156H21ZM35 158V159H36ZM41 157H40V159H42ZM49 158V157H48ZM61 158V157H60ZM134 158V157H133ZM39 159V158H38ZM49 159H51V158H49ZM90 159H92L93 160V162L94 163H91V164H88V162H90V161H92V160H90ZM113 159V158H112ZM129 159H130V157H129ZM157 159V158H156ZM180 159V158H179ZM52 160V159H51ZM59 160V159H58ZM119 160V161H118ZM38 161V160H37ZM57 161V160H56ZM110 161V160H109ZM113 161V160H112ZM125 161V160H124ZM213 161V160H212ZM22 162H24L23 160H22ZM26 162V161H25ZM31 162H33V161H31ZM47 162H48V160H47ZM50 162V161H49ZM30 163V162H29ZM125 163V162H124ZM117 165V166H116ZM197 165V164H196ZM20 166H22L21 164H20ZM23 166H24V163H23ZM30 166V165H29ZM28 166V167H29ZM46 166H48V165H46ZM177 166V165H176ZM31 167H33L32 165L30 166V168ZM70 167V168H71ZM110 167V168H111ZM124 167L126 168V169H124ZM167 167H169V166H167ZM188 167V166H187ZM23 168V167H22ZM22 168H20L21 170L20 171H22ZM24 168H26V166L24 167ZM30 168L29 169H27L28 171H30ZM96 168H95V170H96ZM108 168H109V166H108ZM105 169V171L106 170H109V169ZM153 168V167H152ZM173 168V167H172ZM171 168V169H172ZM178 168V167H177ZM184 168V167H183ZM89 169H91V168H89ZM26 170V172L28 173V175H30L29 173H34L33 171L31 172H28ZM71 170H73V169H71ZM111 170H112V168H111ZM137 170V169H136ZM148 170V169H147ZM152 170V169H151ZM68 171V170H67ZM132 171H134V170H132ZM138 171V170H137ZM156 171V170H155ZM164 171V170H163ZM167 171V170H166ZM185 171V170H184ZM23 173H25V175L23 174V173H21V174H23V176L22 175H20L21 177L20 178H22V180L21 181H23V182H21L20 181V179H19V181L18 182H21V184H22V186H25V187H27L29 190H30V192L33 190L32 189V187H30L29 186V184H32L31 182H33L32 181V179H28L27 178V176H26V172H24V170L22 171ZM106 172H109V171H106ZM113 172H115V171H112V173H110V174H115V173H113ZM152 172H153V170H152ZM158 172H160V171H158ZM168 172H170V170L168 171ZM167 172V173H168ZM174 172H176V170L174 171ZM1 173V172H0ZM79 173V172H78ZM100 173H101V171H100ZM99 173V174H100ZM101 173V174H102ZM108 173V175L110 176V174ZM119 173V172H118ZM118 173H116V174H118ZM138 173V172H137ZM166 173V174H167ZM82 174V173H81ZM105 174H107V173H105ZM121 174V173H120ZM126 174V173H125ZM131 174V173H130ZM129 174V175H130ZM134 174H136V172L134 173ZM155 174H159V173H155ZM154 174V175H155ZM165 174V175H166ZM187 174V173H186ZM220 174V173H219ZM108 175H106V176H108ZM122 175V174H121ZM133 175V174H132ZM153 175V174H152ZM31 176H33V175H31ZM99 176H101V175H99ZM113 176H115V175H113ZM118 176V175H117ZM136 176V175H135ZM137 176H138V174H137ZM136 176V177H137ZM158 176V175H157ZM160 176V175H159ZM161 176L163 177L164 176V172H162V174H161ZM168 176V175H167ZM176 176V175H175ZM30 177V176H29ZM104 177V176H103ZM130 177V176H129ZM132 177V176H131ZM139 177V176H138ZM138 177H137V179H138ZM153 177V176H152ZM165 177V176H164ZM163 177V178H164ZM31 178V177H30ZM108 178V177H107ZM118 177H116V179H117ZM147 178V177H146ZM154 178L156 179V176H154ZM167 178V177H166ZM173 178V177H172ZM106 179V178H105ZM113 179V178H112ZM132 179V178H131ZM148 179V178H147ZM161 179V182H160V184L157 186V187H155L156 189L157 188H159V186H160V188H162V187H165V186H167L166 185V183H164V181H162V178H160ZM159 179V180H160ZM176 179H178V178H176ZM29 180V181H28ZM37 180V179H36ZM109 180H110V177H109ZM140 180V179H139ZM139 180H137V182L139 181ZM154 179H152V181H153ZM82 181V180H81ZM132 181V180H131ZM130 181V182H131ZM141 181V180H140ZM169 181V180H168ZM171 181H173V179L171 180ZM28 182H29V184H28ZM154 182V181H153ZM170 182V181H169ZM176 182V181H175ZM3 183V182H2ZM110 183V182H109ZM135 183V182H134ZM21 184H19L18 183V185H21ZM131 184H133V183H131ZM131 184H130V186H131ZM143 184V183H142ZM28 185V186H27ZM173 185V184H172ZM5 186H7V185H1V191H2V193L4 194L3 196H5V194L7 193V187H5ZM136 186V185H135ZM140 186V185H139ZM226 185H224V187H225ZM32 189H30V188ZM154 187V186H153ZM109 188V187H108ZM159 188V189H160ZM35 189V188H34ZM154 189V188H153ZM155 189V190H156ZM9 190V189H8ZM26 190V189H25ZM24 190V191H25ZM118 190V189H117ZM226 190H228V185L226 186ZM22 191H23V189H22ZM129 192L130 194H135L136 195V189H133V188H130L129 187V184H127V186H126V188H124L123 190H122V193L123 194H125L124 192ZM153 191V190H152ZM157 191V190H156ZM159 191H161V189L160 190H158V192ZM9 192V191H8ZM26 192L27 193H30V192H28L27 190H26ZM34 192V191H33ZM162 192V191H161ZM259 192H262V189H260L259 190ZM32 193V192H31ZM229 193H230V191H229ZM35 194V193H34ZM37 194V193H36ZM154 194H155V192H154ZM158 194V193H157ZM1 195V194H0ZM30 195V194H29ZM32 195H33V193H32ZM126 195H127V193H126ZM230 195V194H229ZM10 196V195H9ZM26 196V195H25ZM132 196V195H131ZM137 196V195H136ZM31 197V196H30ZM140 197V196H139ZM138 197V198H139ZM27 198H28V196H27ZM32 198V197H31ZM36 198V197H35ZM7 199V198H6ZM156 199V198H155ZM2 199L0 198V201H1ZM8 200V199H7ZM30 200V199H29ZM28 200V201H29ZM32 201H33V198H32ZM30 202V209L33 211L34 209H35V207H37V206H35V205H37V204H35V205H33V203H35V201H33V202ZM52 201V200H51ZM8 202V201H7ZM11 204L13 203L12 201L10 202ZM20 203V202H19ZM38 203V202H37ZM95 203V202H94ZM154 203V202H153ZM5 204V203H4ZM160 204L162 205V203H160L159 202V205L158 206H153V209L152 210H150V209H147V210H145L144 212H143V214L142 215H140V216H138V218H140L139 220H138V222L139 223H143V222H146V220L148 219V218H158L160 215H162L163 214V212H164V210H165V206H164V202H163V207H161L160 206ZM0 205H1V203H0ZM7 205V204H6ZM12 205H14V203L12 204ZM41 205V204H40ZM50 206H51V204H49ZM48 204H46L45 206H47V208H48V206H49ZM146 205V204H145ZM2 206H3V203H2ZM8 206V205H7ZM43 207L41 208V206H40V208L38 209L40 212L42 211V209L44 210V203H43V205H42ZM51 207H53V206H51ZM141 207H144V206H140V207H138V208H141ZM2 208V207H1ZM4 208V207H3ZM13 208V209H12ZM46 208V209H47ZM137 208V209H138ZM8 209V208H7ZM11 209L13 210V214L11 213V212H9V213H11L12 215H14V218L16 217L17 218V220H12L13 219V216H12V219L10 220V221H8V223L10 222V224H9V227L11 228V230H9L8 232L7 231H3V232H6L5 234L4 233H2V234H4V237H7V236H12V235H14L17 231H20L21 232V230L22 229H25V228H28L29 226H30V223H29V221H28V218H27V214H23V213H17V212H20L19 211V207H18V205H16L15 204V206H13V207H11ZM36 209V210H37ZM54 209L56 210L57 208H55L54 207ZM25 210V209H24ZM30 210V211H31ZM150 210V211H149ZM1 211V210H0ZM45 211V210H44ZM43 211V212H44ZM50 211V210H49ZM51 211H52V209H51ZM172 211V210H171ZM25 213H26V211H24ZM35 212V211H34ZM53 212V211H52ZM33 213V212H32ZM37 213H39L38 211H37ZM55 213H56V211H54L53 212V214L55 215ZM48 213H47V211H45V215H47ZM49 214L51 215V213L49 212ZM37 215V214H36ZM35 215V216H36ZM41 215H43V214H41ZM41 215H39V217H41ZM45 215H44V217L42 218V220H45V219H47V217L48 216H46V218H45ZM52 216V215H51ZM38 217V216H37ZM50 217V216H49ZM142 217V218H141ZM45 218V219H44ZM51 218V217H50ZM9 219V218H8ZM53 219V218H52ZM153 219V220H154ZM37 221H38V219H36ZM41 220V221H42ZM48 220V219H47ZM153 220H150V222L151 221H153ZM149 221V220H148ZM148 221H147V223H148ZM39 222H40V218H39ZM43 222V221H42ZM7 225V224H6ZM8 226V225H7ZM15 227H17V228H15ZM54 227H55V225H54ZM10 228H8V229H10ZM53 229V228H52ZM4 230V229H3ZM25 235V234H24ZM1 238H2V236H1ZM8 239V238H7ZM256 244V243H255ZM255 244H253V246H255L256 247V245ZM259 244H261V245H259ZM259 244H257V246L258 247H256V248H251V246H250V249H247V251H249V253H247V254H249L247 257H249V258H247L246 257V261L244 260H242L243 262H236V263H232V262H226V263H224V264H264V242L263 243H260L259 242ZM252 245V244H251ZM241 248V247H240ZM241 250V249H240ZM243 250V249H242ZM246 251V252H247ZM187 252V251H186ZM234 252V251H233ZM240 253V252H239ZM234 254V253H233ZM236 254V253H235ZM234 254V255H235ZM242 254V253H241ZM213 255V254H212ZM180 256V255H179ZM236 256V255H235ZM182 257H184V258H186V256H182ZM182 257H179V258H181V264H192V263H189V262H191L190 260H194L193 262H194V264H207L208 262L207 261H209V260H213L214 259V257H210V259L208 258V260L206 259L205 261L203 260V262L202 261H200L199 260V255L197 256L196 254H195V252L194 251H190L189 252V254L187 255V257H191V259H182ZM240 259V258H239ZM241 259H242V257H241ZM180 260V259H179ZM241 261V260H240ZM210 264V263H209ZM211 264H216V261H215V259L213 260V261H211Z\"/></svg>",
  "mask_w": 264,
  "mask_h": 264
},
{
  "label": "crops",
  "instance_id": "obj_4",
  "mask_svg": "<svg viewBox=\"0 0 264 264\" xmlns=\"http://www.w3.org/2000/svg\"><path fill=\"white\" fill-rule=\"evenodd\" d=\"M233 185L234 186L229 183L231 196L246 192L253 194V191L256 192V195H262L264 193V161L254 162L242 177L233 181ZM260 186L263 192L257 191V188ZM209 192L217 197V200L214 201L210 198L206 199V205L211 213L218 215L220 212L221 216H227V211H230L232 215L237 216L241 212L240 207L232 208L230 210L228 208L221 210V206L228 202L230 195L221 190L218 184L210 188ZM251 198L256 199L253 195H251ZM144 234L145 232L128 234L122 237L120 241L113 243L114 249L119 251L118 255L122 256L123 264H142L141 262L144 257L146 258L145 264H177L175 259L169 256L165 251L161 250V247L158 246L159 244L157 240H155V248L147 246V240L144 242L143 246L139 239ZM137 248H141V256L133 259L132 255ZM200 250L201 246L199 247V252ZM59 259L62 261V264H90L89 260L86 263L83 258L77 257L70 258L68 256H61Z\"/></svg>",
  "mask_w": 264,
  "mask_h": 264
},
{
  "label": "water",
  "instance_id": "obj_5",
  "mask_svg": "<svg viewBox=\"0 0 264 264\" xmlns=\"http://www.w3.org/2000/svg\"><path fill=\"white\" fill-rule=\"evenodd\" d=\"M159 205V201H155L154 203H150V204H147L146 206H144L143 208H138L135 210V214L137 216H140L143 214V212L147 209H150L151 207L153 206H158Z\"/></svg>",
  "mask_w": 264,
  "mask_h": 264
}]
</instances>
